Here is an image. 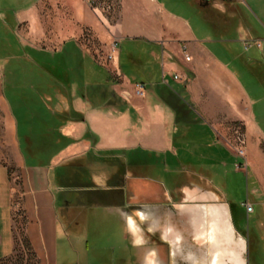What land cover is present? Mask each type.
<instances>
[{
	"label": "crops",
	"instance_id": "obj_1",
	"mask_svg": "<svg viewBox=\"0 0 264 264\" xmlns=\"http://www.w3.org/2000/svg\"><path fill=\"white\" fill-rule=\"evenodd\" d=\"M13 1L0 0V22L21 56L71 44L76 67L92 73L91 82L43 90L49 116L38 120L33 139L42 142L29 143V161L6 102L21 188L0 165V258L22 239L37 264H81L90 220L101 218L119 224L122 264H264V226L244 231L219 190L229 158L240 159L248 195L264 203V0H192L213 37L161 0H126L129 13L114 20L83 0L74 15L68 0ZM100 68L107 81L94 74ZM149 154L183 177L170 187L148 179ZM180 155H202L208 174Z\"/></svg>",
	"mask_w": 264,
	"mask_h": 264
},
{
	"label": "rangeland",
	"instance_id": "obj_2",
	"mask_svg": "<svg viewBox=\"0 0 264 264\" xmlns=\"http://www.w3.org/2000/svg\"><path fill=\"white\" fill-rule=\"evenodd\" d=\"M83 1L94 13H98L106 20L118 19L121 11L129 13L126 0ZM161 1L164 2L166 8L189 18L191 26L197 32L206 30L212 37L218 36L204 20L203 13L192 0ZM8 2L9 0H4L5 4ZM68 3L69 9L74 15L80 7L76 0H68ZM13 4L16 7L19 3L14 0ZM231 35L232 30L223 34L225 37ZM94 42L92 47L95 49L93 51L97 50L98 53H104V49L97 45L98 42ZM16 48L14 36L0 22V165L7 169L9 181H13V185L18 191L21 188V159L17 152L7 103L12 109L14 118L18 121V145L26 154L25 159L29 161L31 159L27 155L29 143L37 145L42 142L33 139L39 136L38 120L41 118L46 120L49 116L45 106L50 102L46 99L43 90L51 92L54 86H63L62 84L65 83L77 82L82 84L87 80L91 82L92 69L88 65L87 69L85 68L83 72H80L79 67H76L77 59L75 58V55L79 57L80 50L71 44L65 45L62 52L53 54L28 49L26 54L21 56ZM98 71L99 73L94 74L98 75L99 79L104 82L108 73L102 68ZM59 79L60 81L62 79V83L58 82ZM261 126L264 128V125ZM167 159L164 155H147L148 167L143 171L144 176H147L148 179H157L167 187L177 182L183 177V172L175 171L176 167L173 164L167 165ZM179 159L191 161L195 169L198 170V175L208 174L203 165L202 155H180ZM240 162V159H236L235 162L229 158L226 171L223 172L224 179L222 182L225 184L222 183L219 190L231 204L235 222L244 231L251 232L259 229L260 225L264 226V203L259 200H252L248 195L249 189L245 173L235 170L236 164H240ZM247 199L251 202V211H247L244 205ZM86 211L92 212V210ZM18 212L20 213L21 210L14 213L18 214ZM59 212L61 213V210ZM119 228L118 222L114 219L92 218L90 220L92 246L88 253L82 250L81 264H122V251L117 246L120 243ZM18 231L21 232L20 226H18ZM74 258L76 260L75 255H73ZM0 264H37V259L29 246L21 239V243L15 246V251L0 259Z\"/></svg>",
	"mask_w": 264,
	"mask_h": 264
},
{
	"label": "built area",
	"instance_id": "obj_3",
	"mask_svg": "<svg viewBox=\"0 0 264 264\" xmlns=\"http://www.w3.org/2000/svg\"><path fill=\"white\" fill-rule=\"evenodd\" d=\"M115 51H116V42H113V43L111 44V47H110L109 52L107 53L106 58H107L108 60H111V59H112V55H113V53H114ZM186 58L188 59V57H186ZM174 77L177 78L178 76L175 75ZM143 93H144V85H143L142 83H137V84L135 85V94L138 95V96H142ZM237 139H238V142H239V143H242V138H240V133H237ZM238 152H239V154H243V149H242V148H239V149H238ZM239 166H240L239 164L236 165V167H239ZM244 205L246 206V210H247V211H251V210H252V208H251V206H250V203H247V202H246V203H244Z\"/></svg>",
	"mask_w": 264,
	"mask_h": 264
},
{
	"label": "trees",
	"instance_id": "obj_4",
	"mask_svg": "<svg viewBox=\"0 0 264 264\" xmlns=\"http://www.w3.org/2000/svg\"><path fill=\"white\" fill-rule=\"evenodd\" d=\"M1 259V258H0Z\"/></svg>",
	"mask_w": 264,
	"mask_h": 264
}]
</instances>
